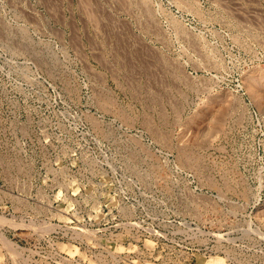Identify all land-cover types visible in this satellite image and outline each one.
<instances>
[{"label":"rangeland","instance_id":"rangeland-1","mask_svg":"<svg viewBox=\"0 0 264 264\" xmlns=\"http://www.w3.org/2000/svg\"><path fill=\"white\" fill-rule=\"evenodd\" d=\"M0 264H264V0H0Z\"/></svg>","mask_w":264,"mask_h":264},{"label":"bare ground","instance_id":"bare-ground-1","mask_svg":"<svg viewBox=\"0 0 264 264\" xmlns=\"http://www.w3.org/2000/svg\"><path fill=\"white\" fill-rule=\"evenodd\" d=\"M19 254V253H18Z\"/></svg>","mask_w":264,"mask_h":264}]
</instances>
